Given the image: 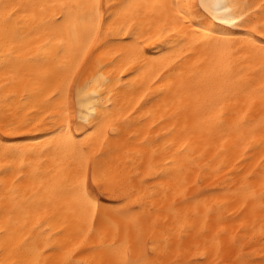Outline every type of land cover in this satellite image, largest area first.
<instances>
[{"label":"snow or ice","instance_id":"1","mask_svg":"<svg viewBox=\"0 0 264 264\" xmlns=\"http://www.w3.org/2000/svg\"><path fill=\"white\" fill-rule=\"evenodd\" d=\"M0 210V264H264V0H2Z\"/></svg>","mask_w":264,"mask_h":264},{"label":"bare ground","instance_id":"2","mask_svg":"<svg viewBox=\"0 0 264 264\" xmlns=\"http://www.w3.org/2000/svg\"><path fill=\"white\" fill-rule=\"evenodd\" d=\"M0 2H2V0H0ZM105 2H107V0H105ZM248 2L254 3V4H258L260 3V0H248ZM146 46H150V45H146ZM103 51V50H101ZM91 59L88 62V71L84 73V75L80 78V83L83 84L84 80L87 78V76L91 75L92 71L95 70L96 66H97V58L101 56L100 52H96L95 55H91ZM108 57H103L102 60L103 62L107 63L108 62ZM119 64L120 62L117 61V63L115 65H111V69L110 68H104L103 72L106 76H111L112 77V84H110L108 87L109 88H113V85L117 84V81L115 79V77L117 75H119V72L117 71H112V69H118L119 68ZM131 70V69H130ZM151 68H145L141 70V75L150 72ZM127 76V73H125V77ZM194 90V89H193ZM116 95H119L118 93ZM160 111H163V108L160 109ZM43 114L41 113V116ZM188 118H189V124H196V123H207V119L209 117H211L212 113L210 111L207 110H197V106L195 103V100L193 101V105L192 107L189 109L188 113ZM159 118V114H157V119ZM36 119H40V116H37ZM183 119L184 116L183 114L181 115V124L183 123ZM229 119H231V117H229ZM149 123H151V120H149ZM170 123H172V121H166L164 126H168ZM156 131H161V128H156ZM29 136H35L36 138H41L39 136L38 133H29ZM161 135H164V133L161 131ZM161 145L164 143V141L162 140ZM209 155H211L209 153ZM164 158V154L161 152L160 154H158L155 158L154 161H152L153 163H159L162 159ZM37 160H39L40 158L37 157ZM259 160V153L256 154L255 158L249 161V165H255L257 163V161ZM149 161L147 159H145L144 162V167L145 169H147ZM52 166V162L51 161H47V162H42V167H41V173H43L44 170H46L47 168ZM200 172V169H196L193 172H191V174L188 176V186L190 191L194 192V191H198L200 190V188H206L209 186H216L220 183H230L229 180H227V172L224 173H213L211 169H208L207 172H201L200 176H197V173ZM202 181L203 183L200 185V188H197L196 184L194 182H196L197 180ZM23 186H28V181H24L22 182ZM4 220V216H3V212L2 210H0V223H3Z\"/></svg>","mask_w":264,"mask_h":264}]
</instances>
